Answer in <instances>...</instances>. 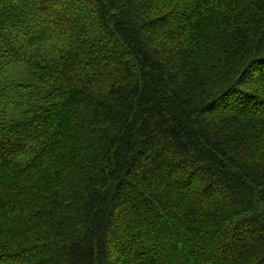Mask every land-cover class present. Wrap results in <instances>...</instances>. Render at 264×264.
<instances>
[{
    "label": "trees",
    "instance_id": "trees-1",
    "mask_svg": "<svg viewBox=\"0 0 264 264\" xmlns=\"http://www.w3.org/2000/svg\"><path fill=\"white\" fill-rule=\"evenodd\" d=\"M262 79L264 0H0V264H264Z\"/></svg>",
    "mask_w": 264,
    "mask_h": 264
},
{
    "label": "rangeland",
    "instance_id": "rangeland-1",
    "mask_svg": "<svg viewBox=\"0 0 264 264\" xmlns=\"http://www.w3.org/2000/svg\"><path fill=\"white\" fill-rule=\"evenodd\" d=\"M19 70H20V72L18 74H22V69H19ZM11 73H13L15 76L18 75L17 73H15V71H12Z\"/></svg>",
    "mask_w": 264,
    "mask_h": 264
},
{
    "label": "snow or ice",
    "instance_id": "snow-or-ice-1",
    "mask_svg": "<svg viewBox=\"0 0 264 264\" xmlns=\"http://www.w3.org/2000/svg\"><path fill=\"white\" fill-rule=\"evenodd\" d=\"M243 83H244V81L241 80V81H240V84H243ZM262 84H264V79H262ZM237 86L239 87V84H238Z\"/></svg>",
    "mask_w": 264,
    "mask_h": 264
}]
</instances>
